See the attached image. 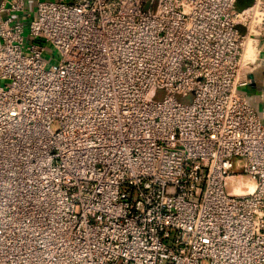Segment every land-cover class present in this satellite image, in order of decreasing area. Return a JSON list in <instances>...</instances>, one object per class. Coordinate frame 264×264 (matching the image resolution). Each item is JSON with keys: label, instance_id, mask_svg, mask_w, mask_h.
Segmentation results:
<instances>
[{"label": "built area", "instance_id": "obj_1", "mask_svg": "<svg viewBox=\"0 0 264 264\" xmlns=\"http://www.w3.org/2000/svg\"><path fill=\"white\" fill-rule=\"evenodd\" d=\"M236 1L0 0V264H264Z\"/></svg>", "mask_w": 264, "mask_h": 264}, {"label": "crops", "instance_id": "obj_2", "mask_svg": "<svg viewBox=\"0 0 264 264\" xmlns=\"http://www.w3.org/2000/svg\"><path fill=\"white\" fill-rule=\"evenodd\" d=\"M254 0H243L239 9L250 6ZM261 56L264 57V39L262 40ZM254 90L251 95V103L259 112L264 111V68H259L254 73V81L248 86Z\"/></svg>", "mask_w": 264, "mask_h": 264}, {"label": "rangeland", "instance_id": "obj_3", "mask_svg": "<svg viewBox=\"0 0 264 264\" xmlns=\"http://www.w3.org/2000/svg\"><path fill=\"white\" fill-rule=\"evenodd\" d=\"M242 2H243V0H237L236 1V7L237 8L241 7L240 5L243 4ZM241 91H244V92L246 91L248 93L254 92V90L252 88H249V87L242 88ZM162 97H163V90H159L158 94L156 96V99L161 100ZM192 98H193L192 94H188L186 96L178 95V97H177V99L182 103H190L192 101ZM237 162H239V160Z\"/></svg>", "mask_w": 264, "mask_h": 264}]
</instances>
